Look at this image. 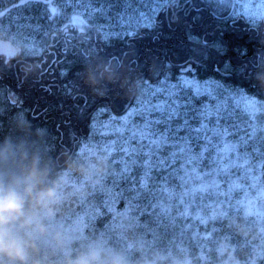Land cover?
Instances as JSON below:
<instances>
[{
    "label": "trees",
    "instance_id": "trees-1",
    "mask_svg": "<svg viewBox=\"0 0 264 264\" xmlns=\"http://www.w3.org/2000/svg\"><path fill=\"white\" fill-rule=\"evenodd\" d=\"M181 2L170 0L156 13L151 26H141L122 38L105 40L98 27L83 21L81 27L73 24L51 31L37 55H23L10 41L0 40L2 46L4 42L12 45L11 52H0V87L9 105L0 113V130H8L20 118L17 113L24 111V118L47 129L49 155L57 167H63L66 160L74 161L94 112L106 107L116 116L125 114L144 80L159 83L164 77L187 73L199 79H221L257 99L264 98V23L236 18V36L224 37L222 51L202 42L205 31L199 23H211L217 15L227 14L233 0H194L196 9L189 20L195 26L191 28L184 26L181 11L175 20L171 17L169 5ZM189 33L196 39L189 38ZM227 58L232 66L223 70ZM237 117L239 121L228 133L229 129L219 125L211 132L207 123L200 138L193 139L195 143L188 141L185 129L179 134L155 135L153 186L143 182L135 191H122L116 206L109 202L99 206L103 210L95 213L93 222L103 227L106 219L129 208L134 221L126 223L145 239H153L155 233L160 245L181 240L195 250L227 238L240 255H246L251 245L242 233L264 228V201L257 198L264 186V131H255L262 129L264 120L261 125H249L239 113ZM133 172L140 180L145 177L140 170ZM201 184H212L214 194L210 190L193 197L192 188ZM185 190L189 195L181 204ZM169 204L173 217L185 205L193 216L198 211L202 215L195 220L189 216L183 223L191 227L177 232L170 218L160 213V206ZM247 205L260 211L247 214ZM260 264H264V251Z\"/></svg>",
    "mask_w": 264,
    "mask_h": 264
},
{
    "label": "clouds",
    "instance_id": "clouds-1",
    "mask_svg": "<svg viewBox=\"0 0 264 264\" xmlns=\"http://www.w3.org/2000/svg\"><path fill=\"white\" fill-rule=\"evenodd\" d=\"M46 136V128L26 118H16L8 130H0V264H260L264 228L242 233L251 245L242 256L227 238L195 250L181 240L160 245L155 233L153 239H145L126 223L134 221L129 208L106 219L103 227L95 221L79 225L80 209L92 204L91 197L103 189L110 166L98 158L94 163L66 160L57 167ZM210 190L214 194L212 184H201L191 195ZM188 195L185 190L179 202ZM257 198L264 201V186ZM188 209L185 205L173 217L172 205H161L160 213L170 218L177 232H186L191 225L183 221L193 216ZM201 215L198 211L193 220Z\"/></svg>",
    "mask_w": 264,
    "mask_h": 264
},
{
    "label": "rangeland",
    "instance_id": "rangeland-1",
    "mask_svg": "<svg viewBox=\"0 0 264 264\" xmlns=\"http://www.w3.org/2000/svg\"><path fill=\"white\" fill-rule=\"evenodd\" d=\"M168 2L169 0H72L73 5H69L66 0H29L24 4L22 0H0V6L13 9L0 17V40L10 41L15 47H19L23 55H37L45 48L51 31L73 24L81 27L83 23L73 22V16H79L83 21L98 27L105 40L122 38L133 34L141 26H151L156 13ZM244 2L245 0H234L233 15H244L249 22L256 24L264 15L259 19L249 18L259 14L261 10L255 7L246 10ZM53 7L57 10L55 14L51 12ZM3 44L7 47L0 45V52H11L12 45L9 46L6 42ZM154 89L165 91L151 95L150 90ZM171 91L178 93L182 103L189 102L188 112H182V116L190 121L184 125L188 141L194 142L193 139L200 138V132L207 123L211 132L218 125L229 129L239 121L238 113L242 122L249 125L264 120L262 111L256 115L258 119L252 120L250 112L255 106L248 102L257 98L243 89L221 79H199L187 73L175 78L164 77L159 83L141 84L133 105L121 116L114 115L106 107L98 108L92 116L89 133L82 139L73 162L94 163L98 158H104L110 167L103 189L91 197L92 204H86L80 209L79 225H91L95 213L103 210L99 208L101 204L107 205L109 202L116 206L123 197L122 191H135L143 182H149L153 186L150 175L153 168V143H148L141 135L146 132L145 125L150 126L156 137L167 133L165 124L156 125L154 122L156 119L166 118L167 105L171 103L168 93ZM155 105H160L161 111H157ZM7 109L9 105L4 89L0 87V113ZM17 115L21 119L25 116L24 111ZM179 123L180 121H174L169 125L171 132L168 133L176 132V125ZM197 127L199 131L195 130ZM261 128L263 130L255 131L263 132V124ZM125 148L131 154L125 153ZM134 170L142 171L145 177L140 180L141 176L137 177ZM247 209L249 213L260 211L255 206Z\"/></svg>",
    "mask_w": 264,
    "mask_h": 264
},
{
    "label": "flooded vegetation",
    "instance_id": "flooded-vegetation-1",
    "mask_svg": "<svg viewBox=\"0 0 264 264\" xmlns=\"http://www.w3.org/2000/svg\"><path fill=\"white\" fill-rule=\"evenodd\" d=\"M25 1L28 2L29 0H22L23 4L25 3ZM195 6L196 5L194 4V0H182L180 4L177 3L174 7L169 5V8L171 10V17H173L172 19L175 20L174 18L177 17L179 12L181 11L184 18V26H187L189 28L195 26V23H190L189 20V17H191V15L194 13V9H196ZM12 10L13 9H10L8 6H0L1 13L6 14ZM2 15H0V17ZM239 17L244 18L247 23H251L244 17V15H233V8L225 15H217V17H215L216 19L210 21L211 23H199V26H202L205 31L203 34L202 42L208 43L209 45H212L219 50L225 51V46L223 45L222 40H224V37L228 36L229 34L236 36V24L233 23V21ZM260 21L264 23V16L259 19L257 23H259ZM188 37L196 39V35L193 33H189ZM228 52L229 50L227 49L226 53ZM229 60V58L226 59V64L222 67L223 70H228L229 66H232ZM250 71L251 70H249V72ZM220 72L224 74L226 71Z\"/></svg>",
    "mask_w": 264,
    "mask_h": 264
},
{
    "label": "snow or ice",
    "instance_id": "snow-or-ice-1",
    "mask_svg": "<svg viewBox=\"0 0 264 264\" xmlns=\"http://www.w3.org/2000/svg\"><path fill=\"white\" fill-rule=\"evenodd\" d=\"M66 2L69 5H73L72 0H66ZM245 4V9H249V8H257L259 10H261L259 12V14L253 15V16H249V18H257L259 19L260 16L264 15V0H245L244 2ZM56 8L53 7L51 9V12L53 14L56 13ZM73 22H83V19H81L79 16H73ZM160 91H165L164 89H154V90H150V94L154 95L156 92H160ZM169 97L171 98V103L169 105H167V115L166 118L164 120L161 119H156L155 120V124L159 125V124H165V132H171V128L169 127V125H171L174 121H180L179 124L176 125V132L177 134H179V132L184 131V125H187L190 123V121L187 119L186 116H182V112L183 113H187L188 109H189V102L185 101V102H181L179 95L177 92L175 91H171L168 93ZM249 105H254V109L250 112V116L252 119L256 118V115L261 111L262 108H264V98H258L255 101H249L248 102ZM155 108L157 111H161V106L160 105H155ZM183 110V111H182ZM219 115V114H218ZM229 115H231V113H229ZM145 129L146 132L142 133L141 138L142 139H147L148 143L152 144V143H156V137L155 134L153 132V130L150 128L149 125H145ZM196 131H199V128L197 127L195 129ZM125 153L131 154L130 150L128 148L124 149Z\"/></svg>",
    "mask_w": 264,
    "mask_h": 264
},
{
    "label": "water",
    "instance_id": "water-1",
    "mask_svg": "<svg viewBox=\"0 0 264 264\" xmlns=\"http://www.w3.org/2000/svg\"><path fill=\"white\" fill-rule=\"evenodd\" d=\"M146 83L148 82V81H145Z\"/></svg>",
    "mask_w": 264,
    "mask_h": 264
},
{
    "label": "bare ground",
    "instance_id": "bare-ground-1",
    "mask_svg": "<svg viewBox=\"0 0 264 264\" xmlns=\"http://www.w3.org/2000/svg\"><path fill=\"white\" fill-rule=\"evenodd\" d=\"M224 70H226V69H224Z\"/></svg>",
    "mask_w": 264,
    "mask_h": 264
}]
</instances>
